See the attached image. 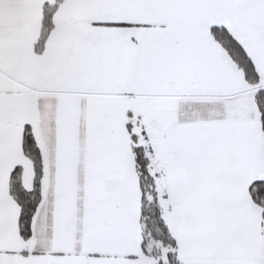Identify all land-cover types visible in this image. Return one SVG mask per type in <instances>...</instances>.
Segmentation results:
<instances>
[{"label":"snow or ice","instance_id":"snow-or-ice-1","mask_svg":"<svg viewBox=\"0 0 264 264\" xmlns=\"http://www.w3.org/2000/svg\"><path fill=\"white\" fill-rule=\"evenodd\" d=\"M0 264H264V0H0Z\"/></svg>","mask_w":264,"mask_h":264}]
</instances>
